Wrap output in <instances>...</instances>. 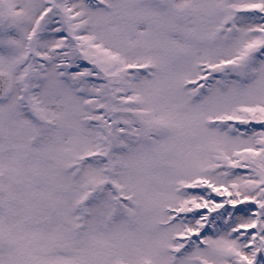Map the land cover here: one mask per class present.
Wrapping results in <instances>:
<instances>
[{
    "label": "snow or ice",
    "instance_id": "snow-or-ice-1",
    "mask_svg": "<svg viewBox=\"0 0 264 264\" xmlns=\"http://www.w3.org/2000/svg\"><path fill=\"white\" fill-rule=\"evenodd\" d=\"M0 264H264V0H0Z\"/></svg>",
    "mask_w": 264,
    "mask_h": 264
}]
</instances>
